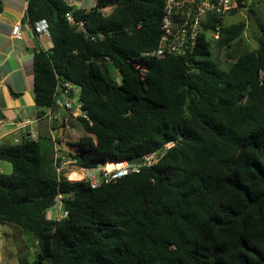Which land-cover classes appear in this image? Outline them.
I'll return each instance as SVG.
<instances>
[{
	"label": "trees",
	"instance_id": "1",
	"mask_svg": "<svg viewBox=\"0 0 264 264\" xmlns=\"http://www.w3.org/2000/svg\"><path fill=\"white\" fill-rule=\"evenodd\" d=\"M164 5L28 0V22L46 20L52 42L35 54L37 107L79 88L84 134L67 137L68 160L87 169L163 154L94 189L76 168L66 178L82 181L57 175L59 140L0 145V162L12 165L0 172V223L36 243V259L19 264H264V25L257 49L226 53L227 70L213 50H230L244 23L223 25L217 40L211 24L192 54L145 57L161 39ZM58 200L66 216L49 218Z\"/></svg>",
	"mask_w": 264,
	"mask_h": 264
},
{
	"label": "crops",
	"instance_id": "2",
	"mask_svg": "<svg viewBox=\"0 0 264 264\" xmlns=\"http://www.w3.org/2000/svg\"><path fill=\"white\" fill-rule=\"evenodd\" d=\"M68 5L90 10L96 0H65ZM28 0H0V145H14L26 137L35 135L38 141L45 137L55 142L59 149L58 157L68 153L66 150L67 131L69 130L68 114L77 117V104L66 108L68 97L59 89V101L55 108H40L35 103L34 59L35 54L49 52L52 42L49 35L38 34L27 20ZM19 27L20 38L13 35V29ZM74 96V91H73ZM66 123L65 125L63 123ZM57 156H55L56 158ZM0 172L4 169L0 168ZM5 173V172H4ZM10 236L22 235L19 228H12ZM14 245V243H11ZM25 249L19 247L13 254L17 264L24 257L20 252L29 248L22 241ZM36 246V243H35ZM17 248V245H16ZM36 248V247H35ZM33 249L36 252V249ZM0 260H3L0 257Z\"/></svg>",
	"mask_w": 264,
	"mask_h": 264
},
{
	"label": "built area",
	"instance_id": "3",
	"mask_svg": "<svg viewBox=\"0 0 264 264\" xmlns=\"http://www.w3.org/2000/svg\"><path fill=\"white\" fill-rule=\"evenodd\" d=\"M164 3L161 39L157 48L142 54L145 57H173L192 54L197 46L198 38L205 28L208 27L209 29V26L214 24L215 26L212 25L213 27L209 30L208 35L215 40L219 39L225 16L248 8L251 0H164ZM67 19L79 31L86 32L83 22L76 21L72 15H68ZM33 28L38 34L49 35V24L46 20L35 22ZM13 35L16 38L21 37L18 26L13 29ZM98 35L100 37L103 36L102 32H99ZM94 39L92 37V40ZM62 91L68 97L66 108H71L73 106V96L70 95L74 91L72 86L67 84ZM77 109L82 112L79 102ZM29 139L35 141L37 137L31 135ZM17 143H19L18 140L16 141ZM169 145L171 146V144L165 145V149L169 148ZM162 154L163 152H153L143 156L144 164L137 166L129 165L127 161H123L113 162L111 166L107 162L103 166H97L96 168H74H78L85 173V181L95 189L102 184L107 185L116 182L128 174L138 173L140 168L144 166H152L157 163ZM62 161L63 159L56 167L59 174L68 167H73L71 166L72 161ZM65 216L66 214L63 217Z\"/></svg>",
	"mask_w": 264,
	"mask_h": 264
},
{
	"label": "rangeland",
	"instance_id": "4",
	"mask_svg": "<svg viewBox=\"0 0 264 264\" xmlns=\"http://www.w3.org/2000/svg\"><path fill=\"white\" fill-rule=\"evenodd\" d=\"M111 10L109 8L104 10L105 14L110 13ZM238 23H244L245 29L243 34L239 39H237L233 44L231 45L230 50H223L221 52H218L216 49L213 50L211 58L218 62L220 67L222 69L227 70L231 63L235 61L234 57H229L227 54L233 53L238 54L245 50H255L258 47V33L260 25H264V0H251V4L248 8L242 9L238 11L237 13H233L231 15H226L223 20V25L229 26L231 24H238ZM227 53V54H226ZM111 77L118 81L119 75L116 71L111 70L110 72ZM72 89L74 90V96L72 98L73 103L77 104L76 98L78 97L79 88L77 86H72ZM76 113V112H74ZM74 113L68 114V120L70 123L69 130L67 131L68 140L75 141L79 139L83 134L84 130L82 125L77 121ZM82 112H78V116H80ZM47 144V142L45 143ZM170 146V145H169ZM55 147V145H54ZM53 147V148H54ZM71 147L66 143V150L70 151ZM47 157V156H46ZM52 157V154L48 155V159ZM62 157V156H61ZM63 161H68L67 154H65V157H62ZM73 167H68L65 170H61V174L57 173L58 176L66 178V175L68 174L70 168L77 167L74 165V163H71ZM0 168L4 169V172L6 174H10L12 172V165L8 162H0ZM79 168V167H78ZM76 168V169H78ZM79 170V169H78ZM52 171V170H50ZM83 174V179L85 180L84 176L85 173L81 172ZM67 179V178H66ZM69 181H82V180H70ZM58 204L50 211L48 212L47 216L49 218H57L60 219L64 216V213L61 209V203L58 200ZM12 228L14 226L8 225V224H1L0 223V257L3 258V260H0V264H17L16 259L14 258L13 254H15L18 247L23 250L25 249V246L22 245V241L26 246L29 248V254L27 258L31 261H34L36 259V252H34L35 248V240L33 236L30 233L23 232L22 235H16L14 239H12L10 235L12 232ZM11 243H14L12 245ZM17 245V248H16ZM36 249V248H35ZM26 250L24 252H20V254L24 257H26Z\"/></svg>",
	"mask_w": 264,
	"mask_h": 264
},
{
	"label": "water",
	"instance_id": "5",
	"mask_svg": "<svg viewBox=\"0 0 264 264\" xmlns=\"http://www.w3.org/2000/svg\"><path fill=\"white\" fill-rule=\"evenodd\" d=\"M239 101H241V97L239 98ZM145 160L144 158L138 156V157H135L131 160H128L127 161V164L129 165H133V166H137V165H142L144 164ZM105 163H100L99 166H103Z\"/></svg>",
	"mask_w": 264,
	"mask_h": 264
},
{
	"label": "bare ground",
	"instance_id": "6",
	"mask_svg": "<svg viewBox=\"0 0 264 264\" xmlns=\"http://www.w3.org/2000/svg\"><path fill=\"white\" fill-rule=\"evenodd\" d=\"M109 165H110V166H111V165H113V162H110V164H109ZM114 165H115V164H114Z\"/></svg>",
	"mask_w": 264,
	"mask_h": 264
}]
</instances>
